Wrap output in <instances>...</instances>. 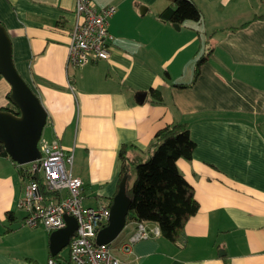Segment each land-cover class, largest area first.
<instances>
[{
  "label": "crops",
  "instance_id": "1",
  "mask_svg": "<svg viewBox=\"0 0 264 264\" xmlns=\"http://www.w3.org/2000/svg\"><path fill=\"white\" fill-rule=\"evenodd\" d=\"M92 1L116 7L108 19L114 39L107 60L80 68L67 67L74 0H0V27L16 72L45 111L43 137L73 153L86 206H110L122 144L143 160L156 131L187 122L192 159L176 166L197 212L179 241L159 235L123 253L135 229L127 223L114 257L120 264H264V0H191L202 23L178 30L156 17L170 0ZM210 34L212 51L194 84L171 86L190 82ZM149 89L160 91L161 103L150 102ZM8 93L0 76V108ZM23 185L15 163L0 156V264H47L50 233L21 225ZM65 249L55 264H69Z\"/></svg>",
  "mask_w": 264,
  "mask_h": 264
},
{
  "label": "built area",
  "instance_id": "2",
  "mask_svg": "<svg viewBox=\"0 0 264 264\" xmlns=\"http://www.w3.org/2000/svg\"><path fill=\"white\" fill-rule=\"evenodd\" d=\"M115 12L114 5L96 8L92 0H74L68 68H80L109 58L114 38L108 31V19ZM37 153L38 158L31 163L14 162L17 171L23 174L22 196L17 203V208L24 213L21 225L42 227L51 233L64 228L65 217L72 216L77 226L66 247L69 264H120L112 253L113 243H96L98 231L108 223L109 207L84 204L82 181L72 174L73 153L62 150L57 139L48 140L43 135L37 141ZM38 178L48 196L43 194ZM134 225V232L119 247L123 253H129L140 240L160 235L155 224L141 221ZM47 264H55V260L49 258Z\"/></svg>",
  "mask_w": 264,
  "mask_h": 264
},
{
  "label": "trees",
  "instance_id": "3",
  "mask_svg": "<svg viewBox=\"0 0 264 264\" xmlns=\"http://www.w3.org/2000/svg\"><path fill=\"white\" fill-rule=\"evenodd\" d=\"M170 1L172 6H167L156 15L159 20L179 26L201 25L202 15L193 1ZM258 17L262 18L263 16ZM210 38L211 34L201 39V49L203 51L204 45V51H201L202 53L195 58L190 82L170 83L171 86L187 88L194 84L200 73V66L212 51ZM164 80L166 82L170 80L166 74H164ZM148 96L152 103L162 102L159 90L149 89ZM7 100V105L0 108V111L19 117V109L10 99L9 93ZM132 148V145L122 144L118 151V182L123 176L128 178L130 167H133L135 171L133 183L126 189V195L131 200L126 215V224L141 221L155 224L162 237L175 243L182 237L187 220L198 210L193 189L176 166L178 159L186 161L192 159L194 143L189 137L187 122H172L156 131L148 145L147 157L143 160L132 153ZM0 156L7 157L1 142ZM18 173L23 177L20 171ZM37 180L43 194L48 196L49 194L43 189L40 179ZM6 215L8 219H12L10 213ZM57 257L58 255L52 256L55 263Z\"/></svg>",
  "mask_w": 264,
  "mask_h": 264
},
{
  "label": "water",
  "instance_id": "4",
  "mask_svg": "<svg viewBox=\"0 0 264 264\" xmlns=\"http://www.w3.org/2000/svg\"><path fill=\"white\" fill-rule=\"evenodd\" d=\"M145 7H139V13ZM175 30L178 24H172ZM0 76L10 85V99L18 107L20 118L0 111V142L7 156L19 165H25L38 158L37 141L42 134L46 114L37 96L16 72L10 55V48L3 29L0 27ZM145 93L138 95L142 102ZM127 177L123 176L118 183L117 193L109 206L108 223L96 235L97 244L112 242L126 225V215L131 203L126 195ZM66 225L55 230L49 236V250L52 256L67 247L69 239L76 229L72 216L65 217ZM220 252V251H219Z\"/></svg>",
  "mask_w": 264,
  "mask_h": 264
},
{
  "label": "rangeland",
  "instance_id": "5",
  "mask_svg": "<svg viewBox=\"0 0 264 264\" xmlns=\"http://www.w3.org/2000/svg\"><path fill=\"white\" fill-rule=\"evenodd\" d=\"M204 51V50H203ZM202 51V52H203ZM201 52V53H202ZM20 117H18L17 119H19ZM42 135V134H41ZM135 171H134V168L133 167H130V169H129V173H128V178H127V186L128 187H130L131 185H132V183H133V180H134V178H135V173H134ZM116 239V238H115ZM115 239L111 242V243H114L115 242ZM66 248V247H65ZM65 248H63V250L61 251V254L62 255H64L65 254V251H66V249Z\"/></svg>",
  "mask_w": 264,
  "mask_h": 264
}]
</instances>
